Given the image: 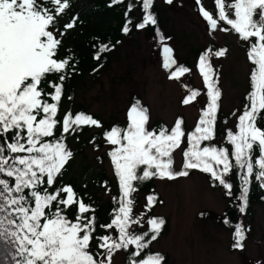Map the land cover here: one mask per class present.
<instances>
[{"label":"snow or ice","instance_id":"1","mask_svg":"<svg viewBox=\"0 0 264 264\" xmlns=\"http://www.w3.org/2000/svg\"><path fill=\"white\" fill-rule=\"evenodd\" d=\"M122 3L111 0L109 6ZM164 3L173 5L174 0ZM214 3L216 15L196 0L208 35L218 29L233 31L246 43L253 65L251 90L237 117V131L226 132L228 146L212 143L221 98L212 59L225 57L228 50L207 47L198 57L207 105L194 131L187 134L190 146L186 150L181 148L186 137L183 119H177L171 129L150 130L149 110L139 101L127 112L126 127L113 126L101 133L112 146L108 155L119 194L113 197L110 222L97 225L95 208L62 181L74 155L68 138L78 140L77 133L85 127L104 128L100 120L84 112L67 111L57 118L61 101L72 99L65 97V82L78 71L74 60L59 54L63 37L76 27L74 16L61 25L69 14L70 0H0V264H113L120 250L128 254L127 264H166L165 255L151 251L166 221L148 215L162 201L154 192L148 194L144 213L137 215L133 194L139 182L175 180L187 177L190 170L208 174L212 185L221 186L227 197L233 196L230 176L235 170L240 181L238 211L246 212L253 180L264 189V129L258 126V120L264 119V0ZM153 6L154 0H129L121 32L129 35L152 26L162 67L170 80L180 81L190 69L174 58L173 48L166 43L171 37L159 28ZM134 7L140 9L138 20L129 16ZM221 22L230 27H221ZM114 48V44L100 45L93 59L102 61L101 54ZM199 95L190 91L182 103L188 105ZM176 149L184 158L180 169H174ZM223 223L232 228V249L244 251L250 229L242 222L232 225L227 215ZM257 264H264V258Z\"/></svg>","mask_w":264,"mask_h":264},{"label":"rangeland","instance_id":"2","mask_svg":"<svg viewBox=\"0 0 264 264\" xmlns=\"http://www.w3.org/2000/svg\"><path fill=\"white\" fill-rule=\"evenodd\" d=\"M67 22L77 18L76 27L69 30L72 38L80 28L78 23L89 17L87 26L99 25L104 14L92 16L97 0H70ZM164 35L174 50L173 56L180 65L188 62L190 71L180 81L168 78L162 67V53L158 39L146 30L132 34L121 33L120 43L111 51L110 63L78 80L74 100H67L66 107L85 105L99 115L104 123L127 116L133 93H138L150 105L153 122L164 121L172 125L178 116L185 117L188 125L196 122L200 108L205 105L206 95L202 93L188 105L182 103L194 87H205L198 72V50L207 45L226 48L222 58L214 57V64L221 65L223 72V111L225 114L241 109L244 95L249 86L251 69L246 53V43L233 31L217 30L208 35L205 22L199 14L196 0H175L167 5L158 0ZM201 6L214 13V0H201ZM92 14V15H91ZM221 27H225L221 24ZM67 38V36L65 37ZM187 85V87H185ZM235 124L236 118L231 119ZM235 126V125H234ZM95 130L73 139L75 156L65 175L78 178L87 188L92 201L105 205L110 192L94 183L93 178L102 169L113 179L112 163L105 157L107 144L97 149L92 134ZM177 166L182 163L181 151L176 153ZM157 189L164 202L157 206L155 213L169 219V229L155 244L154 248L170 255L168 264H257L264 258V205L256 203L250 214L244 217L245 226L250 229L244 251L230 250L231 231L218 219L227 206V201L218 189H214L207 176L196 170L191 176L175 180L159 179ZM146 195H140L138 209H143ZM203 213V215H201ZM125 253L114 255L113 264H125Z\"/></svg>","mask_w":264,"mask_h":264},{"label":"trees","instance_id":"3","mask_svg":"<svg viewBox=\"0 0 264 264\" xmlns=\"http://www.w3.org/2000/svg\"><path fill=\"white\" fill-rule=\"evenodd\" d=\"M128 2H129V0H124V3H122V4H113L112 6H109V4L111 3V0H97V3H98L97 7L92 12L93 15L92 14L91 15L96 16L99 13L104 14L101 23L99 25H93L92 27H89V26H87V21L89 20V17H85L83 19H80L81 21L78 23V26L80 28L78 29V32L74 35L73 38L70 34V31H68V34L66 35L67 38H65L66 36L63 37L62 48H61L59 54L62 57H68V58L74 60L75 65L78 69V71L74 75H72L70 79H68L65 82V97L71 96L72 97L71 100H74L75 94H76V89L78 87L77 86L78 80L80 78L84 77L89 72H93L96 69L101 68V67H99L101 62L103 65L102 67H104L105 65L110 63L111 51L108 53L101 54L102 61L94 60L93 56L95 54H97L98 48L102 44H109L110 46L114 44L115 47L117 46L116 42L119 41L121 38V33H122L121 28H122V26L124 24V20H125V15H124L125 4H127ZM174 2H175V0H174ZM157 3H158V0H154L153 10H154V14L158 18V26L161 29L162 33H164V28H163V25L161 22L162 21L161 20V14H160L159 6ZM70 5H71V2H70ZM213 15H216V7L214 9ZM129 16H135L138 20L140 18V9L138 7H134L133 11L129 13ZM64 23L65 22H63V19H62L61 25H63ZM221 24L224 25L225 27H230V26H227L226 24H224L223 22H221ZM61 30H63V29H61ZM145 30L147 31L148 34L155 36V31H154V28L152 26H150L148 29H145ZM207 47H212L213 50L219 49V48H214L212 45H207L203 49L198 50V52H197L198 56L200 54H202V52ZM245 49H246V53H247V45H246ZM213 61H214V57L212 59V63H213L214 68L217 70V74L219 76L218 88L221 91V98L219 100V108L217 111V120H216V125H215V127H216L215 139L212 143L216 144L217 146H228L226 144V132L228 130H232L233 132L237 131V127H236V125L238 123L237 117L239 114H241L243 107L247 102L246 96L249 94V92L251 90L250 72L253 68V65L250 63V61L248 59L250 66H251V69L249 72V86H248V89L244 95V100H243V104H242L241 109L239 108L238 110H234L233 113L225 114V112L223 111V94H224V91H223L222 67H221V65L216 66ZM180 65L186 67L188 65V62H183ZM46 91H47V88H46ZM191 91H198V92H200V95L202 93L205 94L206 93V85H205V87H194ZM188 95H190V92L188 93ZM196 99H194V101ZM67 100L68 99L65 98L61 101V109H60V112L58 113V117H57L58 119L62 118L63 114L67 111H71L73 114H78L80 112H84L85 114H91L94 118L100 120L101 123L103 124V126H104L103 129L85 127L82 132L77 133V135L79 137H81L84 134L89 133L91 130H95L94 133L92 134V137H93V139L95 138L94 139L95 140L94 146L97 149H100L103 147L104 144H107L101 135V133L104 130H108L113 126L126 127L128 124L127 116L124 119H116L112 122L104 123V121L101 119V117L99 115L91 112L87 108V106H85V105H79L76 108L66 107ZM136 101H139L142 106L146 107L149 110V117H150L149 128H150V130L151 129L159 130L160 127H167L169 129H171L174 126L177 119H180V118L183 119L184 123L182 125V128L184 129V131L186 133V137H185V143H183L181 145V148H183L184 150H186L187 147L190 146V145H187V143H186L187 134L190 133L191 131H194L199 120L202 118L203 110L206 109V105H207V97H206L205 105L202 108H200L199 116L197 117L196 122L193 125H188L185 117L182 115L178 116V118L176 119V121L172 125H169L168 123H166L164 121L153 122L151 119L150 105L145 103L143 101L142 97L138 93H133V95L131 97V103L133 104ZM262 115H264V114H262ZM234 117L236 118V122H235V124H232L231 119ZM225 121H226V123H225ZM258 126H260L262 129H264V119L258 120ZM73 139H76V138L75 137H69L67 140V144H68L69 148L73 151V153H74L73 157H74L75 156V149H74L73 144H72ZM97 145H99V147H97ZM111 148H112V146L107 144V150L105 153V157L108 158L110 160V162H111V158L108 155V152L111 150ZM230 150H231V148H230ZM178 151H181V150L176 149L173 152L174 169H180L182 166V163L180 166H177L176 153ZM256 156L258 157V153H256ZM72 159L73 158H71L69 160L68 164H66V166H65L64 175L62 177L63 184L73 186V188L81 196L85 197V202L90 203L95 208V215L97 217V225H99L101 223L110 222V219H111L110 213L112 212V209L114 207L113 197L118 196V194H119L118 193V177L115 176L114 165L112 164L113 171H114V178L113 179H111L107 175L106 171L103 169L100 172H98V174L95 175L93 178L94 183L101 184L103 189L110 192V198L108 199L107 203L105 205H98L97 203L95 204L92 201V198H91L90 194L88 193L87 188L84 189L81 185H79L80 182H79L78 178L69 177L68 179H66L67 177L65 175L67 174L66 172L68 171L71 163L73 162ZM181 159L183 162L184 158H183L182 151H181ZM195 171L196 170H190V174L188 176H191ZM205 175L209 179L211 186L214 189L220 190L222 192L223 197L227 201V206L224 210V213L222 215H217L218 219L220 220V222L223 225H224L223 220H224L225 215H227V217L229 218L230 223L232 225H234L235 223H238V222H242L245 225L246 223L244 222V217H246L248 214H250L253 206L259 202L264 205V189H261L258 186V182H255L253 180V182L250 185L249 203H248L246 212L244 214H241L238 211V204L240 202L236 199V196H238L240 194L239 193L240 181H239V178L236 174V171L234 170L230 176V180L233 183V189H232L233 196L232 197L225 196L224 190L222 189V187L221 186H215L214 187L212 185V182L210 181L209 175L208 174H205ZM158 180H159V178H153V179L146 181V182H139L137 191L133 194L135 196L134 214H137V215H141L145 211L144 207H143V209H138L141 194H145L147 196L148 194H151L154 192L155 194L158 195V200L162 201V203H157L156 206L152 209V211L148 214L149 216L162 217L166 221L164 228L161 232V235L158 237L157 241L163 235H165V233L169 229L168 217L163 215V214L155 213V210H154L157 206L163 204V202H164V199H163L162 195L160 194V192L158 191L157 186H156V183ZM105 185H107V186L105 187ZM85 194H87V195H85ZM73 207H75V206H73ZM69 216H70V218H73V210H69ZM224 226L231 231V235H232V228L230 226H226V225H224ZM146 227L147 226H145V228ZM102 231L103 230L99 229V227L97 228L98 233H102ZM247 237H248V234H247ZM157 241L153 242V244L151 245V251L153 253L160 252L161 254L165 255L166 264H168L170 261V255L167 252H164L162 250H158V249L154 248V244ZM231 244H232V239H230V250L233 252L238 251V250H233L231 247ZM245 244H246V241H245ZM120 251L124 252L123 250H120ZM239 252H241V251H239ZM124 253H125V257H126V263L125 264H127V255L128 254L126 252H124Z\"/></svg>","mask_w":264,"mask_h":264}]
</instances>
